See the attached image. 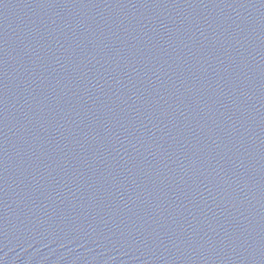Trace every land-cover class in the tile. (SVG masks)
I'll list each match as a JSON object with an SVG mask.
<instances>
[{
	"label": "water",
	"instance_id": "95a60500",
	"mask_svg": "<svg viewBox=\"0 0 264 264\" xmlns=\"http://www.w3.org/2000/svg\"><path fill=\"white\" fill-rule=\"evenodd\" d=\"M0 264H264V0H0Z\"/></svg>",
	"mask_w": 264,
	"mask_h": 264
}]
</instances>
